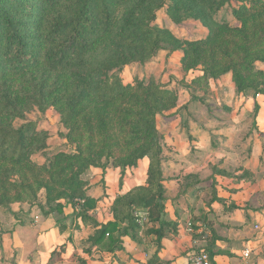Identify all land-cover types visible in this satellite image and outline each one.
Instances as JSON below:
<instances>
[{
  "label": "rangeland",
  "instance_id": "obj_1",
  "mask_svg": "<svg viewBox=\"0 0 264 264\" xmlns=\"http://www.w3.org/2000/svg\"><path fill=\"white\" fill-rule=\"evenodd\" d=\"M134 1L130 0L114 15L109 36L90 57L95 67L110 57L119 59L128 55V50L116 43V33ZM178 14L179 20L175 21L166 7L158 12L156 25L172 34L181 48L160 51L144 63L126 66L119 76L129 92L116 108L113 104L78 103L66 76L43 70L30 73L11 86L17 93L31 91L28 102L20 104L9 121L16 129L29 123L35 129L27 138L20 160L0 158V202L5 203L0 205V264H34V261L43 264L39 252L44 235L55 247L54 258L57 257L56 248L73 233L75 220L80 222L78 212L89 215L103 212L115 217L120 200L137 188L147 187L141 182L148 175H145L150 164L148 158L140 160L137 167L122 170L112 160L108 161L103 152L108 146L115 155L132 149L129 129L120 126V118L128 109L140 110L139 103L146 100L151 84L162 85L177 96L174 104L165 103L167 107L158 116L157 125L164 174L171 182L167 191L179 196L176 202L179 209L188 206V193L182 192L191 176L202 179L208 191L211 185L207 178L211 175L217 178L225 161L230 166L228 178L235 184L261 180L257 174L264 168V133L260 131L264 129V95H259L256 106L253 89L238 93L232 71L219 77H212L207 71L232 67L242 71L251 82L255 80L245 63L264 55V0H232L212 17L213 21L195 19L189 13ZM193 48L202 54L195 68L186 60ZM254 67L264 73L263 60H256ZM53 86L59 88L58 93L50 94ZM40 93L47 98L42 107L32 101ZM67 112L73 118L65 121ZM107 141L110 143L105 145ZM72 155H81L86 160L100 157L103 166L83 170L74 159H63ZM253 155L262 170L246 167V161ZM55 161L57 164L52 167ZM189 164L196 173L189 175ZM76 177L82 184L77 191L73 182ZM207 191L200 198L192 194L190 199L195 206L209 203ZM79 193L83 195H76ZM49 202L70 203L65 204L62 213L46 215ZM39 203L44 205L45 212L38 208ZM13 212L20 214V220ZM186 223L190 229L197 227L195 222L188 223V218ZM53 228L62 234L60 241L56 237L48 239L47 234ZM74 256L78 258L77 253ZM80 261L83 263L82 258Z\"/></svg>",
  "mask_w": 264,
  "mask_h": 264
},
{
  "label": "trees",
  "instance_id": "obj_2",
  "mask_svg": "<svg viewBox=\"0 0 264 264\" xmlns=\"http://www.w3.org/2000/svg\"><path fill=\"white\" fill-rule=\"evenodd\" d=\"M231 1L135 0L116 33V43L126 48L128 55H122L119 59L110 57L95 67L90 57L109 36L114 15L130 0H0V158L20 160L27 138L35 129L33 123L16 129L9 121L11 114H17L18 106L28 102L31 91L27 89L21 93L14 92L11 89L13 84L21 82L30 73L43 70L52 75L66 76L77 94L78 103L90 101L113 104L116 108L129 92L128 86L122 83L119 76L126 66L132 62L144 63L157 56L160 51L173 52L181 48L180 42L172 34L156 25L160 10L167 7L169 15L175 21L179 20L178 13L181 12L189 13L188 16L195 19L213 21L212 17ZM237 31L242 32L243 29ZM201 55L193 48L186 58L187 63L189 60L191 67L195 68ZM255 57L256 60L264 61V55ZM256 60L247 61L246 70L264 80V73L255 70ZM230 71L238 93L253 89L254 98L264 95V82H259L256 78L251 82L242 71L228 67L219 71L209 69L207 72L212 77H219ZM58 90L53 86L49 91L50 94H55ZM45 100L46 96L40 93L32 101H37L42 107ZM176 101L177 96L172 91L162 85L151 84L146 100L139 103L140 110L128 109L123 112L120 126L129 129L132 149L125 154L115 155L108 146L104 149L103 156L122 170L137 167L140 160L148 158L150 165L147 187L137 188L120 200V208L115 211L116 221L108 225H101L87 212L76 214L84 223L90 222L97 228L91 239L94 245H103L109 234L108 248L121 250L122 242L115 237V233L119 232L117 237H121L133 236L134 232H138L142 226L135 214L139 211L147 212L144 227L152 225L148 232L156 235L159 241L167 236L166 229L172 228L173 224L162 218L167 198L163 184V148L157 118L167 107L165 103L174 104ZM71 114L66 113L65 121L73 118ZM109 143L107 141L105 145ZM65 158L74 159L83 170L91 166H103L100 157L95 160H86L81 155L63 157ZM56 164L55 161L52 167ZM55 179L59 180L58 177ZM73 182L77 184V191L82 184L77 177ZM69 203L65 202L66 205ZM65 204L54 205L49 202L48 212H45L44 205H37L49 215L55 211L62 213ZM0 205L5 203L0 202ZM13 215L20 218V214L13 212ZM21 224L25 225V222L22 220ZM157 225L159 228H155Z\"/></svg>",
  "mask_w": 264,
  "mask_h": 264
},
{
  "label": "crops",
  "instance_id": "obj_3",
  "mask_svg": "<svg viewBox=\"0 0 264 264\" xmlns=\"http://www.w3.org/2000/svg\"><path fill=\"white\" fill-rule=\"evenodd\" d=\"M261 96V95H260ZM254 98L255 104L258 103ZM264 133V129L260 130ZM264 137V135H263ZM260 143V142H259ZM253 155L247 163V168L254 171L259 162ZM150 163V162H149ZM225 161L220 166L218 177L209 176L208 183L211 187L208 204L198 206L194 204L193 196L200 198V194L207 191L202 179H194L188 182L187 189L182 195L188 193V206L179 209L176 206L178 195H171L167 189L166 173L164 174V188L166 189L165 213L162 218L173 224L167 228V236L161 241L157 236L150 234L148 230L152 225L142 227L132 235L120 238L123 248L110 250L108 248L109 234L103 245L96 246L91 239L95 236L97 228L90 222L84 223L79 218V223L74 222V231L61 241L54 258L55 247L52 242L45 239L40 241L39 254L43 256V264H189V257L193 252L207 251L213 264H264V168L257 174L260 179L257 183L235 184L229 180L230 166ZM149 165L146 169L148 173ZM191 173H196L192 169ZM196 167V165H194ZM255 168V169H254ZM163 171L165 172L164 168ZM261 175L262 178H261ZM215 178V179H214ZM147 178L141 184L147 185ZM131 191V190H130ZM207 191V192H208ZM202 201V199H201ZM200 201V202H201ZM235 207V208H234ZM103 213V212H102ZM90 214L101 225H108L116 221L114 216L106 213ZM195 222L197 227L189 228L187 222ZM126 225L124 224L123 227ZM259 227V229H257ZM155 228H159L157 225ZM176 229V231H173ZM135 236V237H134ZM48 239H60L62 234L58 228H53L48 234ZM41 242L43 244H41ZM70 244V245H69ZM69 246V247H68ZM63 248V251L60 249ZM249 251L250 256L244 257ZM78 254V258L74 254ZM83 259L81 263L80 259ZM34 264H38L34 261Z\"/></svg>",
  "mask_w": 264,
  "mask_h": 264
},
{
  "label": "built area",
  "instance_id": "obj_4",
  "mask_svg": "<svg viewBox=\"0 0 264 264\" xmlns=\"http://www.w3.org/2000/svg\"><path fill=\"white\" fill-rule=\"evenodd\" d=\"M136 218L140 226L144 227V224L147 222V212L139 211L135 214ZM259 229V227H257ZM250 256V252L247 251L244 254V257L248 258ZM189 264H213L211 261V257L207 251H198L193 252L189 257Z\"/></svg>",
  "mask_w": 264,
  "mask_h": 264
}]
</instances>
